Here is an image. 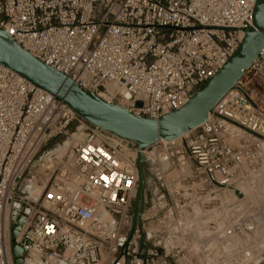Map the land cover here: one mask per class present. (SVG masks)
Returning a JSON list of instances; mask_svg holds the SVG:
<instances>
[{
  "label": "built area",
  "instance_id": "obj_1",
  "mask_svg": "<svg viewBox=\"0 0 264 264\" xmlns=\"http://www.w3.org/2000/svg\"><path fill=\"white\" fill-rule=\"evenodd\" d=\"M255 3L0 0V29L78 87L158 118L184 106L221 68L251 27ZM54 136L70 139L66 153L52 162L38 157ZM156 145L165 149L169 174H176L162 184L168 204L163 216L175 221L169 224L181 225L190 196L199 203L240 194L237 187L250 173L264 169V46L204 123L177 141L144 149L143 166L145 151ZM136 156L134 143L86 124L0 66V264H9L12 243L40 264H195L191 246L181 235L175 241L168 224L159 226L150 246L138 248L145 190L132 230ZM35 165H45L49 175L32 199L21 184ZM17 217L23 224L11 240ZM167 237L173 242L168 250ZM255 264H264V253Z\"/></svg>",
  "mask_w": 264,
  "mask_h": 264
},
{
  "label": "water",
  "instance_id": "obj_2",
  "mask_svg": "<svg viewBox=\"0 0 264 264\" xmlns=\"http://www.w3.org/2000/svg\"><path fill=\"white\" fill-rule=\"evenodd\" d=\"M243 33L238 47L215 75L195 91L184 106L158 118L134 114L78 87L70 78L19 47L3 29H0V66L10 69L36 88L52 95L71 108L86 124L135 144L138 187L133 204V230L142 214L140 202L145 190L141 152L159 140L171 142L204 123L212 108L228 93L243 71L257 59L264 46V0H256L251 27ZM22 224L21 217L14 220L10 229L11 240L18 237ZM10 249L13 264H24L23 249L15 243L11 244Z\"/></svg>",
  "mask_w": 264,
  "mask_h": 264
},
{
  "label": "rangeland",
  "instance_id": "obj_3",
  "mask_svg": "<svg viewBox=\"0 0 264 264\" xmlns=\"http://www.w3.org/2000/svg\"><path fill=\"white\" fill-rule=\"evenodd\" d=\"M73 129L74 127L70 130ZM65 140V137L61 136L52 137L42 146L38 157L45 155L51 157L49 155L52 154L53 157L51 159H53V161L60 159L67 151L68 146L67 141ZM164 150L165 149H163L162 145H156L145 151L147 162L144 164L143 168L146 187L144 193V207L142 209L143 228L141 229V240L138 242V248L140 249L150 246L151 239L154 237L155 231L159 229L160 225L168 224V226H170L171 224L168 223L169 220L175 222L173 219L167 220L165 216H163L168 204L167 196L162 184L165 180H171L176 177V174L173 172L172 174H169L168 162L163 154ZM36 171L35 169H32L27 172L21 184V191L32 199L35 197V184L38 186H44L42 181L40 179L38 180L36 177ZM46 174L47 179L49 173L46 172ZM250 178L251 174L246 178L244 184L239 188L237 187L240 194L234 192L227 196L225 201L222 197L223 194H220L215 202L199 203L195 202L190 196L191 203L188 204V208L184 212L185 215L182 217L183 219L180 220L181 225H171L170 230H168L170 231L171 237L173 236L172 238L177 241V239L179 240L180 238L179 235H181L182 240L186 241V243L191 246L195 264L215 263L218 255L216 256L215 253L211 251L208 252L205 244L208 240L209 242L207 243L214 242V238L221 241L224 237L223 235H226L224 232L226 227L232 228L234 225H237L236 228L239 231H237V234L245 239V249L244 251H239L238 248L234 250V257H232L234 258L233 260L239 261L240 256L244 255L246 264H255L262 258V254L264 253V180H259L258 182L251 184L252 179ZM257 183H259V185H257ZM235 213H238V215H233ZM215 215L220 218L217 221L215 220L216 223L214 221H211V223L206 222L207 219L212 218V216ZM202 222L205 223L202 224ZM246 223L251 225L250 227H252L253 230L251 236L252 241L250 240V242H248V237L244 232ZM182 224H184V226H182ZM221 224L225 226L224 230L218 227V225L221 226ZM189 226L191 228L190 234L187 233V228ZM176 228H178V231L180 230V233L176 232ZM169 238L167 237L165 241L166 250H168V247L173 243ZM200 254L203 255L204 260H201ZM23 260L24 264H26L28 260H31V257L25 255L23 256Z\"/></svg>",
  "mask_w": 264,
  "mask_h": 264
},
{
  "label": "bare ground",
  "instance_id": "obj_4",
  "mask_svg": "<svg viewBox=\"0 0 264 264\" xmlns=\"http://www.w3.org/2000/svg\"><path fill=\"white\" fill-rule=\"evenodd\" d=\"M102 97V96H101ZM76 138V136L74 135V136H72V139H75ZM117 138V137H116ZM178 139V138H177ZM177 139H175L176 141H177ZM175 140H172V141H175ZM160 142H163V143H168V142H166V141H163V140H159ZM70 143H71V141H70V139L69 140H67V146H69L70 145ZM67 149H68V147H67ZM66 153V152H65ZM45 157V159H49L50 160V162H52L53 161V159H51L52 157H48V155H46V156H44ZM35 168V171H36V169H37V171H36V177L38 178V180L40 179L41 181H42V184L44 185L45 184V182H46V177H47V174H46V171H45V165L44 166H37V165H35L34 166ZM184 171H186V168L184 167ZM251 174V178L250 179H252V181H251V184L252 183H255V182H258L259 180H264V169H260V170H258L257 172H255V173H250ZM172 179H174V178H172ZM37 180V179H36ZM40 181V182H41ZM250 181V180H249ZM35 183H36V181H35ZM260 183V182H259ZM259 183H257V185H259ZM242 184H244V183H242ZM242 184H240L239 185V187L242 185ZM254 185V184H253ZM251 186V185H250ZM238 187V188H239ZM43 189V186H38L37 184H35V191H34V199L35 198H37L38 197V195H40V193H41V190ZM230 210V209H229ZM233 215H238V213H235V214H233ZM226 216V215H225ZM228 217V216H227ZM224 218V217H223ZM220 218H218L216 215L215 216H212V218H209V219H207V221L206 222H210L211 223V221L213 222H215L216 223V221L217 220H219ZM216 220V221H215ZM225 220V219H224ZM229 222V221H228ZM205 223V222H204ZM203 222H202V224H204ZM207 224V223H206ZM220 224V223H219ZM232 224V223H231ZM228 225V224H227ZM230 225V224H229ZM245 226V225H244ZM251 225H248L247 223H246V228H245V234H246V236L248 237L247 238V240H248V242H250V240H251V236H252V233H253V230H252V227H250ZM218 227H220L221 229H225L224 227L225 226H223L222 224H221V226H219L218 225ZM237 227V225L235 226H233L232 228H228V227H226V229L224 230V232H225V234L226 235H223L224 237H223V239L220 241V240H218V239H215L214 238V242H210V243H207V242H209V240L206 242V244H205V247H206V250L208 251V252H214L215 253V255L217 256L218 255V257H217V261L216 262H218L219 260H222V261H224V263L225 264H246V260H245V258H244V255H241L240 256V258H239V256H238V253H237V256H238V258H239V261H234L233 259L234 258H232V257H234L233 255H234V250H236L237 248H238V250L240 251V250H243L244 251V243H245V239L244 238H242L241 236H239L237 233L239 232L238 231V229L236 228ZM220 229V230H221ZM219 231V230H218ZM238 231V232H237ZM220 232V231H219ZM218 233V232H217ZM224 234V233H223ZM221 235H222V232H221ZM228 235V236H227ZM226 236V237H225ZM221 237V236H220ZM252 241V240H251ZM232 246V247H231ZM231 247V248H230ZM238 251V252H239ZM242 253V252H241ZM240 255V254H239ZM208 258H210V257H208ZM215 262V263H216ZM208 263V262H207ZM215 263H213V264H215ZM9 264H13V258H12V254H11V249H10V260H9ZM26 264H39L38 263V260H37V258H35V257H31V260H28L27 261V263Z\"/></svg>",
  "mask_w": 264,
  "mask_h": 264
}]
</instances>
